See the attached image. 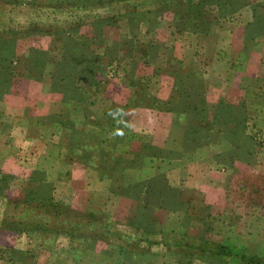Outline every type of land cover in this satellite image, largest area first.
Here are the masks:
<instances>
[{
    "label": "crops",
    "instance_id": "0c3cea01",
    "mask_svg": "<svg viewBox=\"0 0 264 264\" xmlns=\"http://www.w3.org/2000/svg\"><path fill=\"white\" fill-rule=\"evenodd\" d=\"M248 4L251 7L228 14L215 7L214 26L209 22L200 31H185L186 26L169 30L163 40L171 44L170 56L159 52L162 69L156 75L153 68L149 74L155 79L124 81L121 86L107 83L104 94L79 101L61 93L21 105L2 100L3 126L14 146L10 152L6 141L0 142V171L5 173L0 174V218L6 201H18L25 187L37 185L35 182L51 185L50 195L56 204L115 221L134 214L128 215L121 203L126 208L135 204L141 217L158 213L162 192L156 197L155 191V203L147 198V192L153 195L149 183L157 188L158 178L167 188L176 187L173 192L182 197L181 183L213 171L218 176L209 181L220 184L223 177L219 176L226 172L217 169L223 164L207 152L243 151L233 139L237 131L233 132L234 125L227 121L231 114H226V107L243 109L246 104V118L257 127L264 123V110H256L264 109V33L256 29L264 0ZM162 54L168 58L162 59ZM167 71L189 77L181 86ZM191 73H197L198 79ZM160 101L165 109L157 108ZM18 133L22 134L19 147L13 144ZM214 136L216 143L212 142ZM251 144L254 149L246 150H259L255 142ZM19 153L26 156L19 159ZM199 163L213 165L215 170L195 171ZM168 173L178 177L170 180ZM133 185L139 186L138 202L129 196L131 189L127 188ZM199 186L221 191L202 183ZM206 195L214 198L211 193ZM49 220L52 226L58 224ZM115 227L128 228L120 223ZM71 243L64 234L17 233L0 226V264H126L132 258L118 250L106 253L108 246L101 240L89 249L84 243L73 249Z\"/></svg>",
    "mask_w": 264,
    "mask_h": 264
},
{
    "label": "rangeland",
    "instance_id": "374dc122",
    "mask_svg": "<svg viewBox=\"0 0 264 264\" xmlns=\"http://www.w3.org/2000/svg\"><path fill=\"white\" fill-rule=\"evenodd\" d=\"M74 1L76 0H0V105L5 99L21 105L33 98H42L51 93L69 94L71 90L69 84L62 88V83H58L61 85L58 86L54 81L55 75L52 76V71L63 70L60 63L61 58L65 59L66 64L69 65L72 62L74 65V57L70 56L74 51L76 55L83 54L84 57H81L80 65L83 68L87 67L84 71L87 72L90 69L89 64L93 62L101 65V68L104 69L103 72L97 71L98 73L94 76L95 80H98L97 85L88 87L92 95L104 94L107 83L116 82L121 86L124 81H137L139 78L155 79L156 76L152 75L153 78H151L149 74L153 68L152 73L156 75L162 69L159 64L160 59H158L159 52L169 53L168 56H170L171 44L169 40H163L167 37L166 33L169 30L178 31L181 26H186L185 31L187 29L200 31L209 22L211 26H214L215 23L212 20L216 16L213 12L215 7L217 9L215 4L202 0L201 7L199 9L197 7L190 17L192 19L196 16L197 22L201 23L195 26L192 21L190 23L181 22L180 18L182 17L179 14H181L182 7L175 5L163 13L155 12L158 6L157 0H86L88 3L81 9L73 6ZM149 1H154V4H147ZM178 1L182 3L183 0ZM197 1L199 0H195V2ZM243 1L246 3L242 4ZM249 1L251 0H241L240 5L232 2L227 7H232L237 12L246 5L250 6ZM175 10H179V12L175 13ZM246 10L249 9L246 8ZM260 11L264 13V8H261ZM112 14H115V23L112 21L103 22L99 28H96L94 20L105 19ZM174 14L177 15L176 18ZM130 15L135 19H130L132 17ZM178 17L180 18L178 19ZM78 19L84 22H79L76 31L72 30L71 28L76 26ZM62 36H65L66 39L59 40ZM156 36L159 38L158 41ZM161 41L166 42L161 43ZM30 48L47 51L49 54L47 64L42 67L43 72H34V78L23 72L22 63L16 61L14 57L7 60L1 58V52L5 50H8L10 54L13 51L17 57H23L27 55ZM161 56L162 59L168 58L163 54ZM168 63H171L170 57L167 66ZM169 66L170 70L171 65ZM9 70L12 71L11 74L7 73ZM167 72H169L168 76L177 77L175 74L173 75L172 71ZM192 75L195 78L198 76ZM89 76L91 75L89 74ZM76 78L73 77V80ZM85 79L88 78L85 77ZM76 84L82 88L84 82L78 81ZM151 91L154 89L152 88ZM226 109H228L226 114H231V118L227 121L234 125L235 131L233 132L237 131L233 139L237 140L243 151L207 152V155L209 154L211 157L215 154L220 164H223L219 165L217 169L220 172L223 170L226 172L219 176L223 177L222 182L212 184L209 181L210 178H214V175L218 176L217 172L213 171L210 174L196 177V179L193 178L189 183H181L183 188L180 191L183 192L184 197L181 195L180 201L176 199L173 192L177 189L176 187L167 188V183H164L160 178L157 179V188L154 187V183H149L153 192V195L149 197L150 202L155 203V191H158L155 194L156 197L159 192H162L160 201L157 200L158 205H162L160 211L151 215L154 217L152 219L159 224L154 221L155 224L149 228L159 225L160 229L166 232L173 230L176 233H185L196 244H203L206 241L225 243L228 249H224V251L229 250L233 254L236 250H240V253L247 255V258L255 257V261L259 259L264 263V131L261 129L264 127L260 126H264V123L259 122L260 125L257 127L250 119L246 118L248 112L246 104L243 105V109H236L234 106L226 107ZM256 110L263 112L264 109ZM4 116L5 114L0 110V142L4 143L5 140V145H9L10 152H12L14 145H12L9 133L4 129L3 125L6 121ZM200 121L204 122L202 119ZM17 135L13 136L16 139V143L13 144L19 147L22 134L18 133ZM209 141L211 140L209 139ZM213 141L218 142L217 137L214 136ZM251 142L256 143L258 151L246 150L253 146ZM17 155L19 159L26 156L24 153ZM200 163L195 166V171H198L199 168L206 171L215 170L213 165ZM163 169L165 170V168ZM0 174L3 176L5 173L0 171ZM37 175L41 176L40 170ZM166 176H169L170 180H176L178 177L175 173H168ZM201 183L221 191H207L202 187L203 190L199 186ZM28 188L27 185L23 190V195ZM132 188L127 189L132 190ZM2 189L3 185L0 186V191ZM41 190L43 193H51L52 187L49 183H45ZM206 193H211L214 198L218 195V198L216 200L209 199ZM132 199L135 200V198ZM10 201H6L3 209L4 216L0 218V226L3 219L9 215L16 219V214L21 212L22 207L19 205L14 208L9 203ZM181 201L183 206L179 204ZM61 206L65 207V205ZM66 207L73 210L68 204ZM121 207L128 215L139 214L137 213L139 208L133 203L128 208L121 203ZM185 210H188L189 218L186 217ZM49 213L52 214V212ZM59 218L62 216L54 214L50 219L58 220ZM12 230L16 231V229ZM116 230V233L128 235V237L125 235L126 240L136 241L139 246L138 250L140 249L136 255L127 254L129 258H132L126 264H243L230 257L227 259L218 257L211 260L208 256L207 258L201 257L203 256L201 254H199L201 256L194 255L189 259L186 251L180 250L181 252L177 254L175 250L164 248L162 245H150V239H144L146 236L142 234V231L134 232L133 229L124 227ZM16 232L23 233L24 231ZM149 237L156 240L159 235H149ZM131 248L133 245H130ZM147 248L148 251H146ZM136 256L137 258H135Z\"/></svg>",
    "mask_w": 264,
    "mask_h": 264
},
{
    "label": "trees",
    "instance_id": "16d2710c",
    "mask_svg": "<svg viewBox=\"0 0 264 264\" xmlns=\"http://www.w3.org/2000/svg\"><path fill=\"white\" fill-rule=\"evenodd\" d=\"M206 1L215 4L222 14H228L231 13V10H234L232 7H227L230 6V3L235 2V4L237 5L241 4V0H205V2ZM201 2L202 0H199L197 2H195V0H183L182 3H180L178 0H157L158 6L156 7L155 12H157L158 14L163 13L167 9L173 8V6L176 5L182 7V9H180L181 14H179V16L182 18L178 17V19L180 18L182 23H187V22L190 23L192 21L195 26H198V24L201 23L197 22L196 16L193 17L192 19L190 17L197 7L198 9L201 7ZM243 2L244 3L242 4L246 3V1ZM87 3L88 2L86 0H76L72 4L74 7L81 9ZM147 4H154V1H149L147 2ZM145 12L148 11L145 10ZM174 12L177 13L179 12V10H175ZM263 14L264 13L262 12L260 16V24L256 27V29L262 31V33H264V18H263L264 16H262ZM174 16L175 18L177 17L176 14H174ZM119 17H121V15H119ZM130 19H135V18L132 16L130 17ZM80 20L81 19H78V21L76 22L77 23L76 26L71 28L72 30L76 31L79 22L80 23L84 22ZM111 21L114 23L116 22L115 14H112L105 19L101 18V20H94V24L96 28H99L100 24H102L103 22L109 23ZM63 38H65V36H62L61 38H59V40H62ZM74 52L70 54V56L74 57L73 59L74 65H72V62L69 65L66 64L65 59L61 58L60 63H61V69L63 70H57V72L52 71V76L54 77L55 75L54 81L58 86H61L58 83H62L63 85L61 86L62 88L69 84V86L71 87L70 93L65 95L67 96L69 95L73 99H76L77 97L78 98L77 100L79 101L82 98L84 99L85 97L92 95L89 88L91 87V85H97L98 83V80H95L94 76L96 73H98L97 71L103 72L104 69L101 68V65H97L96 63L93 62L92 64H89L90 69L87 72L84 71L87 67L83 68L80 65L81 57H84L83 54L82 53L78 54L79 55L78 56L74 54ZM1 53H2L1 58L3 59L7 60L11 57H14L16 61L21 62L23 66V72L27 76H30L31 78H34L35 76L33 74L34 72L36 71L43 72L42 67H44V65L47 64L49 57L47 51H43V50L39 51L33 48H30L27 55L23 57H19V56L17 57V55L13 51L12 54H10L8 50H5L4 52ZM7 73L11 74L12 71L9 70ZM172 73H177V72L172 71ZM89 74L91 76H89ZM196 75L198 74L196 73ZM176 76H177L176 77L177 81L181 86H184L183 85L184 83H182L183 80L189 77L188 74L184 76H179V75ZM73 77H77V78L73 80ZM85 77H87L88 79L86 80ZM192 78L197 79L198 77L195 78V76H192ZM78 81L84 82L82 88L78 84H76ZM73 82L74 85H72ZM89 83L91 84L89 85ZM157 104L159 105L157 106V108L161 110L165 109L166 107L165 103L161 101ZM35 183H37V185L36 186L30 185L29 188L27 189V192H25L21 200L9 202L13 205L14 208L15 206L17 207L20 205V207H22L21 212L16 214L17 216L16 219H13L10 215L6 219H3V221L1 222L2 227L9 229H16V231L21 230L26 233L37 232L42 234L44 232L50 234H64L70 238L73 249L76 248L75 244L80 245L82 243L86 244V246H88L87 248L89 249V247L90 248L94 247L96 241L101 240L104 241L108 246L105 250L106 253L111 252L113 250H118L122 253H126L129 255H136V253H138L140 250V249L138 250L139 246L136 244L137 242L136 241L130 242L128 241V239L126 240L125 237L126 236L128 237V235L126 234L125 236L122 233L120 234V232L116 233L117 230L115 225L120 223L125 225L126 227L128 226L127 229H133L134 232L142 231L143 232L142 234L146 236L144 237V239H148V238L150 239L149 240L150 245L152 244L162 245L164 248L175 250L177 254L181 251H186L188 253L187 257L189 259L194 255H198V256L203 255L201 257L207 258L208 256L209 259L211 260L218 257L219 258L223 257L226 259L230 257L231 259H234L236 261L238 260L243 264H264L259 259L255 261L254 260L255 257L247 258V255L240 253V250H236L233 254H231L229 250L224 251V249H228V247L225 246L226 245L225 243H215V242L206 241L203 244H196L185 233L183 234L176 233L173 230H171L170 232H166L160 229L159 225H157V227L155 228H149L150 226L155 224L154 223L155 220L152 218L150 219L148 217L146 218L143 216L141 217V215L139 214H134L126 218L125 221H120V220L115 221V220H110L109 218H96L95 216L92 215V213L80 214L79 212L70 210L66 206L62 207L60 204H56L55 202H53L50 193L49 192L43 193L41 190L42 185H45V183L43 182H35ZM130 187L133 188L129 192V196H132V198H135V200H137L138 202L139 199L138 195L140 192L139 186L133 185ZM177 194L179 193H175L176 199L180 201L179 199L180 195L177 196ZM149 197H150V192L149 193L147 192V198ZM179 204L180 206H183L182 201ZM147 205H149L148 201H147ZM49 212H52V214H50ZM64 212L66 214L65 216H64ZM185 213L187 214L186 217L189 218L188 210H185ZM54 214L56 216L59 215V217L62 216V218H59L57 220L58 222L56 220L54 221L58 223L56 226H52L49 224L50 221L49 219ZM149 235L150 236L159 235V238L155 240L154 238L149 237ZM130 245H133V248H135V250H133V248L130 249ZM146 251H148V248L146 249ZM206 252H209V254H206Z\"/></svg>",
    "mask_w": 264,
    "mask_h": 264
}]
</instances>
